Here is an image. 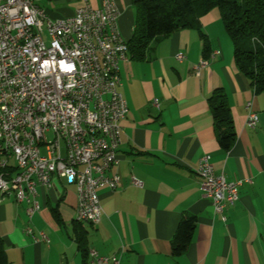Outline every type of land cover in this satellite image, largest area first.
<instances>
[{
  "label": "crops",
  "instance_id": "obj_1",
  "mask_svg": "<svg viewBox=\"0 0 264 264\" xmlns=\"http://www.w3.org/2000/svg\"><path fill=\"white\" fill-rule=\"evenodd\" d=\"M92 7L99 0H87ZM119 11V30L132 35V0H113ZM47 16H71L82 0H40ZM199 29L182 28L150 42L145 59L129 58L119 65V86L127 103L120 121L116 161L107 175L117 173L115 189H98L102 208L96 224L75 220L76 191L63 178L52 176L48 187H37L39 210L29 222L34 241L24 232L25 203L12 196L0 201V238L4 264H86L89 248L100 255L120 254V264H264V91L254 92L235 67L231 40L219 12L199 16ZM204 67H194L202 57ZM181 52L184 59L175 58ZM220 87L227 96L235 141L223 150L216 139L207 103ZM156 99L158 107L152 105ZM251 102L258 123L245 126ZM210 156L216 174L240 181L238 200L223 215L214 213L211 200L199 189L198 159ZM142 182L135 186L131 179ZM196 218L184 253L173 256L171 237L183 216ZM83 236V250L78 244ZM121 252V253H120Z\"/></svg>",
  "mask_w": 264,
  "mask_h": 264
},
{
  "label": "built area",
  "instance_id": "obj_2",
  "mask_svg": "<svg viewBox=\"0 0 264 264\" xmlns=\"http://www.w3.org/2000/svg\"><path fill=\"white\" fill-rule=\"evenodd\" d=\"M39 1L0 0V132L9 143V154L0 148V201L21 197L24 232L47 242L29 224L39 210L38 186L48 187L52 176L63 178L75 187V219L96 224L102 215L98 189L120 183L117 173L107 172L116 161L120 121L127 113L118 72L129 57L113 0H99L97 7L82 0L71 16L55 20ZM207 62L202 57L195 71ZM152 105L158 107L156 99ZM246 108L245 126L253 129L258 116L251 102ZM195 171L203 196L225 220L224 209L238 200L241 182L216 174L208 154L198 159ZM87 256V264H120L119 253L104 256L89 248Z\"/></svg>",
  "mask_w": 264,
  "mask_h": 264
},
{
  "label": "trees",
  "instance_id": "obj_3",
  "mask_svg": "<svg viewBox=\"0 0 264 264\" xmlns=\"http://www.w3.org/2000/svg\"><path fill=\"white\" fill-rule=\"evenodd\" d=\"M132 3L135 8L134 25L132 35L126 41L129 58L145 59L153 39L182 28H195L204 39L199 29V16L216 9L231 40L236 69L247 78L254 92L264 91V0H132ZM203 53L205 56L208 54L206 44ZM207 103L217 142L228 151L234 144L235 131L223 89L215 88L207 97ZM195 226L196 218L192 215L179 220L170 240L173 256L186 251ZM78 244L83 250L81 235H78ZM4 263L5 249L0 238V264Z\"/></svg>",
  "mask_w": 264,
  "mask_h": 264
},
{
  "label": "bare ground",
  "instance_id": "obj_4",
  "mask_svg": "<svg viewBox=\"0 0 264 264\" xmlns=\"http://www.w3.org/2000/svg\"><path fill=\"white\" fill-rule=\"evenodd\" d=\"M215 56V50L211 51L207 56L208 58H213ZM0 148L2 154H9V143L7 142V135L5 132H0ZM13 200L17 203H21V197H14Z\"/></svg>",
  "mask_w": 264,
  "mask_h": 264
},
{
  "label": "rangeland",
  "instance_id": "obj_5",
  "mask_svg": "<svg viewBox=\"0 0 264 264\" xmlns=\"http://www.w3.org/2000/svg\"><path fill=\"white\" fill-rule=\"evenodd\" d=\"M46 138H47V140H51L52 139V134H51L50 131L46 132Z\"/></svg>",
  "mask_w": 264,
  "mask_h": 264
}]
</instances>
